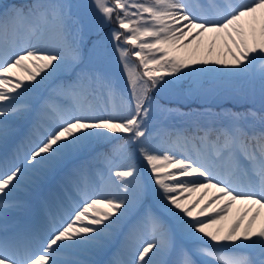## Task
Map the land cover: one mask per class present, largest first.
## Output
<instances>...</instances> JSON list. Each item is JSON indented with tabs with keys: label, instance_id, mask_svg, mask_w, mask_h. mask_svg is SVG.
I'll use <instances>...</instances> for the list:
<instances>
[{
	"label": "snow or ice",
	"instance_id": "obj_1",
	"mask_svg": "<svg viewBox=\"0 0 264 264\" xmlns=\"http://www.w3.org/2000/svg\"><path fill=\"white\" fill-rule=\"evenodd\" d=\"M0 264H264V0H0Z\"/></svg>",
	"mask_w": 264,
	"mask_h": 264
},
{
	"label": "rangeland",
	"instance_id": "obj_2",
	"mask_svg": "<svg viewBox=\"0 0 264 264\" xmlns=\"http://www.w3.org/2000/svg\"><path fill=\"white\" fill-rule=\"evenodd\" d=\"M207 2V0H202V3H206ZM109 27H114V25H110ZM211 58H215V54H213V57H211ZM133 59H135L134 57H133ZM137 63H138V61H137ZM142 71H143V69H141ZM122 83H123V80H122Z\"/></svg>",
	"mask_w": 264,
	"mask_h": 264
},
{
	"label": "bare ground",
	"instance_id": "obj_3",
	"mask_svg": "<svg viewBox=\"0 0 264 264\" xmlns=\"http://www.w3.org/2000/svg\"><path fill=\"white\" fill-rule=\"evenodd\" d=\"M200 2L202 3V0H200Z\"/></svg>",
	"mask_w": 264,
	"mask_h": 264
},
{
	"label": "trees",
	"instance_id": "obj_4",
	"mask_svg": "<svg viewBox=\"0 0 264 264\" xmlns=\"http://www.w3.org/2000/svg\"><path fill=\"white\" fill-rule=\"evenodd\" d=\"M142 71V70H141Z\"/></svg>",
	"mask_w": 264,
	"mask_h": 264
}]
</instances>
